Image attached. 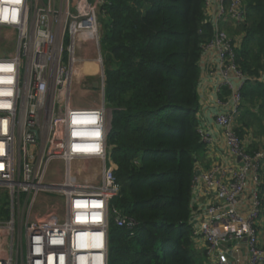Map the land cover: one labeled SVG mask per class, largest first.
Returning <instances> with one entry per match:
<instances>
[{
    "label": "built area",
    "instance_id": "2783aa9c",
    "mask_svg": "<svg viewBox=\"0 0 264 264\" xmlns=\"http://www.w3.org/2000/svg\"><path fill=\"white\" fill-rule=\"evenodd\" d=\"M105 3L0 0V29L13 31L15 38L7 41L17 43L14 50L0 52V188L11 201L10 218L0 220V264H13L6 246H21L16 216L22 193L30 207L42 192L65 199L63 221L30 219L22 227L27 264L51 259L52 264H109L112 211L118 226L137 224L111 208L121 185L108 145L112 113L106 104L100 19ZM204 12L214 33L202 58H210L224 110L215 114L219 136L200 128L206 152L218 158L207 166L197 161L192 238L195 245L203 242V264H264V138H243L236 131L248 77L236 61L243 34L230 29L245 22L247 6L245 0H205ZM90 61L99 65L97 71L86 69ZM225 87L230 94L222 99ZM253 141L258 146L251 151ZM90 159L101 160L100 178L80 180L89 169L74 171L73 164ZM60 169L62 180L56 179Z\"/></svg>",
    "mask_w": 264,
    "mask_h": 264
},
{
    "label": "trees",
    "instance_id": "16d2710c",
    "mask_svg": "<svg viewBox=\"0 0 264 264\" xmlns=\"http://www.w3.org/2000/svg\"><path fill=\"white\" fill-rule=\"evenodd\" d=\"M246 20L236 61L248 79L241 89L236 131L264 137V0H245ZM205 0H106L100 19L106 104L112 108L108 145L120 192L111 208L133 219L110 217L109 264H197L200 252L189 223L200 134L201 59L214 33ZM101 20V21H102ZM230 94L227 87L220 97ZM253 141L250 150L257 148ZM264 171V170H263ZM262 189L264 193V173ZM0 197V220L11 216Z\"/></svg>",
    "mask_w": 264,
    "mask_h": 264
},
{
    "label": "rangeland",
    "instance_id": "374dc122",
    "mask_svg": "<svg viewBox=\"0 0 264 264\" xmlns=\"http://www.w3.org/2000/svg\"><path fill=\"white\" fill-rule=\"evenodd\" d=\"M48 1V0H45ZM75 3V0H74ZM57 4V3H56ZM102 20V19H101ZM107 20H102V28L103 33L105 34L109 28ZM15 33L11 30H8L6 28L0 29V52L1 53H8L9 51H12L16 48V41H7V37L9 38H15ZM104 36V35H103ZM104 38L101 40V48L103 53V58H106V52H105V45H104ZM91 62V61H90ZM85 66L83 67V69ZM86 69L92 71L98 70L99 65L95 63L86 64ZM96 89H94V92ZM94 99L92 98V101ZM112 109V108H111ZM60 166V164H58ZM83 167H87L89 170L82 175H79L78 178L80 180L84 179L85 177H89L92 179L100 178V173L102 169V162L99 159H90L87 161L81 160L80 162H75L73 164L74 171H77L78 169H81ZM57 168L56 164L53 165V170ZM64 178L63 176V169H60L58 180H62ZM5 194H8V191L5 187L0 188V197L5 196ZM9 195V194H8ZM26 199H27V193L21 194V205L19 209V214H17V225L21 226V231L19 233L21 246L18 250L14 247H8L6 246L7 256L10 257V253L12 251L11 258L13 259V264H27L26 260V252H25V242H24V233L22 232V227L25 226V223L32 219V220H38V221H49V220H60L63 221L65 219V199L63 196L57 194V193H46L42 192L34 205L32 207L26 206ZM10 200V199H9ZM31 202V197L29 198V203ZM11 204V201H10ZM18 204H16L17 207ZM112 216V214H110ZM22 233V234H21ZM8 247V248H7ZM2 256H6V254H3Z\"/></svg>",
    "mask_w": 264,
    "mask_h": 264
},
{
    "label": "crops",
    "instance_id": "0c3cea01",
    "mask_svg": "<svg viewBox=\"0 0 264 264\" xmlns=\"http://www.w3.org/2000/svg\"><path fill=\"white\" fill-rule=\"evenodd\" d=\"M88 64H91L89 62ZM210 58H205L201 60V79L199 84V93H200V111L198 113V118L200 120V128L205 131H209L214 135L221 134V129L215 123V114L219 111H223L224 107L219 103V95L217 93L218 84L217 78L212 76V67H211ZM96 70H92L95 72ZM249 134V133H248ZM248 134L246 137L248 138ZM258 138H264L258 136ZM218 158V154L206 152L205 158L201 159L200 162L207 166L208 163H211L213 159ZM6 240L2 241L4 243ZM197 249L200 252V260L197 264H203L207 261V258L204 256V247L203 242H200L196 245ZM3 251L2 244L0 243V251ZM4 254V253H3Z\"/></svg>",
    "mask_w": 264,
    "mask_h": 264
},
{
    "label": "bare ground",
    "instance_id": "6f19581e",
    "mask_svg": "<svg viewBox=\"0 0 264 264\" xmlns=\"http://www.w3.org/2000/svg\"><path fill=\"white\" fill-rule=\"evenodd\" d=\"M71 178L73 179V176H71ZM52 241H53V242H59V239H58L57 236H53ZM52 263H53V261H52V259H51L50 264H52Z\"/></svg>",
    "mask_w": 264,
    "mask_h": 264
},
{
    "label": "water",
    "instance_id": "95a60500",
    "mask_svg": "<svg viewBox=\"0 0 264 264\" xmlns=\"http://www.w3.org/2000/svg\"><path fill=\"white\" fill-rule=\"evenodd\" d=\"M95 87H98L99 86V83L98 82H95ZM111 113H112V109H111ZM113 114V113H112ZM111 128H112V123H111ZM200 173V170H196L195 171V174L197 175V174H199Z\"/></svg>",
    "mask_w": 264,
    "mask_h": 264
}]
</instances>
